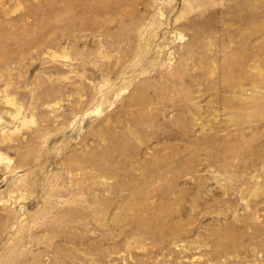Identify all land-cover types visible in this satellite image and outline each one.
<instances>
[{
	"label": "rangeland",
	"instance_id": "1",
	"mask_svg": "<svg viewBox=\"0 0 264 264\" xmlns=\"http://www.w3.org/2000/svg\"><path fill=\"white\" fill-rule=\"evenodd\" d=\"M0 264H264V0H0Z\"/></svg>",
	"mask_w": 264,
	"mask_h": 264
}]
</instances>
